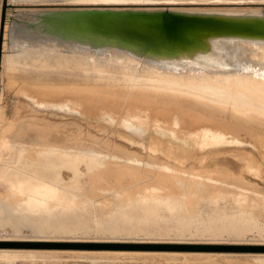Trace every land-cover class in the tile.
I'll list each match as a JSON object with an SVG mask.
<instances>
[{
  "label": "bare ground",
  "instance_id": "bare-ground-1",
  "mask_svg": "<svg viewBox=\"0 0 264 264\" xmlns=\"http://www.w3.org/2000/svg\"><path fill=\"white\" fill-rule=\"evenodd\" d=\"M41 1H60L71 4L99 2L264 3V0H8V6L12 2L15 4V2ZM1 7L2 0H0V11ZM236 9L259 10V8ZM10 11V8L6 9L7 15L1 45L0 79L6 78V87L15 91H25L44 103H66L61 105V108H68L69 113H76L80 118L87 119L89 125L98 132L107 133L109 129H113L117 138L122 142L137 146L141 150L148 147L147 152L151 158V160L148 159L149 161H152L153 157L163 160L157 162L155 159L156 161L144 164L138 159L137 154L135 156V152L134 155L124 153L126 154L124 157L113 156L116 162L110 165L112 168H108L106 172L101 171L104 175L92 172L96 174L92 177L94 180H102L105 177L109 178V183L110 180L114 181L113 185H110L122 187L123 183L132 185L143 179H150L153 187L146 183V186L152 188L144 189L143 201L151 208H163L173 215L182 217H191L186 214L192 212L191 208L193 211L201 205L214 208L227 202L230 196L219 193L210 198L198 197L199 193H204L210 186L208 185L206 188V182L203 179L218 180L212 177V174L218 176L214 174L216 172L218 174L226 173L227 176L233 177L234 182L238 179L234 180L236 177L229 169L218 167L217 162L221 158L235 160L241 167V173L264 180V45L244 44L237 48L220 46L216 51V56L225 63H217V65L207 63L211 64V67L194 64L179 67L174 64H157L137 60L124 53L113 51H110L108 55L98 51L92 52L86 48L76 51L72 49L73 46H71L72 48L63 46L66 51H60L55 45L40 41L33 42L32 38L31 40L26 38V27L9 25L10 21L7 16ZM8 37L13 41V45L10 47H8ZM31 121L36 122V120ZM42 122L37 121L43 126L51 127L53 125L51 128L55 131H57V127L60 128V125H63H58L59 123L48 125V122L45 121L48 124ZM33 124L35 127L36 123ZM54 126L57 127L54 129ZM37 127L35 128L39 130ZM41 128L44 129V127ZM51 128L50 130L49 128L48 130L44 129V131L47 133L51 131ZM61 130L64 131L62 128ZM44 131L40 132L44 134ZM89 134L87 136H90ZM43 138L45 139V137L41 138L40 145L48 149L40 151V155L52 156L54 163L72 168L73 180H76L80 175L78 166L83 165L88 171H93L108 162H105L106 157L101 155L100 150L95 152V149L83 148V144L78 139H76V143L72 140L75 143L74 147L72 145L74 149L72 150L70 148L63 149L65 146L62 147V145V148L58 149L57 143V147L53 144L50 145ZM96 141H100V139L94 142ZM4 145L0 141V152ZM116 145L118 146V144ZM89 146L91 145L86 147ZM117 146L114 151L118 149L117 151L123 154L119 151L121 148H117ZM103 147L106 148L107 144ZM18 150L19 153L23 152V150ZM23 158L26 159L27 155ZM113 161L115 160L111 162ZM143 166H154V168H146L142 172L140 168ZM155 166H160L159 170H156ZM173 166H188L190 170ZM196 166L200 167L202 171ZM8 172L7 167L0 170V178ZM22 173L24 177L17 182L14 189L17 194L25 197L23 201L28 206L46 207L53 200H61L64 194L59 192L57 186L70 185L61 179L54 182L24 171ZM69 174L71 176V173ZM222 177V181L227 178L223 175ZM241 181L239 180V182ZM90 182L92 184L93 181ZM210 183H212L210 186L212 187L213 182ZM102 185L101 188H103ZM105 186H109V184H105ZM248 186L250 187V185ZM213 189L215 190V187ZM213 189H211V193H213ZM222 189L219 188V190ZM157 190H163L165 194H158ZM131 191L129 190V192ZM255 192L258 191L255 190ZM133 194L136 193L133 192ZM205 195L211 196L212 194ZM249 196L251 195L249 194ZM132 198L128 197V200L134 201V197ZM192 198L197 199L196 203H192ZM232 199L238 207L235 209L236 213L220 219L223 223L215 226L214 233H220L218 229H227L231 233L240 235L250 227L252 221L246 220V216L243 215L248 209L246 204L247 200L250 201L248 195L239 190V193ZM18 201L20 202L21 198ZM189 202L196 205L189 207ZM208 227L211 228L213 225L208 224ZM0 257L4 260L16 258L14 253H0Z\"/></svg>",
  "mask_w": 264,
  "mask_h": 264
},
{
  "label": "rangeland",
  "instance_id": "rangeland-1",
  "mask_svg": "<svg viewBox=\"0 0 264 264\" xmlns=\"http://www.w3.org/2000/svg\"><path fill=\"white\" fill-rule=\"evenodd\" d=\"M13 5L7 16L9 21L20 10L39 8L24 7L31 5L22 3ZM5 79V77L0 79V141L5 144L0 152V170L7 167L9 172L0 178V253H14L16 258L4 260L0 257V264H264V180L241 173V167L235 160L221 158L217 162L218 167L229 169L236 177L234 180L238 179L234 182L233 177L227 176L226 173L218 174L216 172L214 174L218 176L212 174V177L218 180L204 178L205 187L211 186L210 182H213L212 187L209 186L211 189L215 187L216 190L219 187L220 189L224 188L222 189L224 191L217 188L218 192L213 189V193H211V189L206 187L208 191L205 188L206 190L203 192L212 195H205L201 192L202 194L199 193L198 197L210 198L217 193L230 196L223 205L214 208L201 205L194 211L191 208L192 212L186 213L191 217L173 215L159 207L151 208L143 201V192L144 189L153 187L152 180L143 179L141 182L130 184L131 186L123 183L122 187H117L116 185L112 186L113 180H110L109 183V178L104 177L103 181L99 179L101 182L92 177L96 174L104 175L103 171L106 172L108 168H112L110 165L116 162L113 156L124 157L129 153L134 155L135 152V156L137 154L139 156L137 158L144 164L155 159L159 162L162 158L153 157V160L149 161L148 159L151 160V158L147 152L148 147L141 150L137 146L122 142L117 138L113 129H109L107 133H100L89 125L87 119L80 118L76 113H69L68 108H61V105L66 103L41 102L25 91L9 89L5 86ZM31 120H36V122ZM43 120L44 122H42ZM37 121L49 123L48 125L58 123V125H63H60V128L54 126V129L57 127V131H55L51 128L53 125L51 127L43 126ZM33 123H36L35 127L38 126L39 130L33 127ZM41 127L47 130L51 128V131L46 133ZM87 133H90V136H87ZM42 137H45L44 141L50 145L56 146L57 143L58 149L65 146L66 148L63 149L70 148L72 150H74L73 147L78 139L83 144V148L95 149V152L100 150L101 155L106 157L105 162H108L93 171H88L86 166H78L80 175L76 180H73L72 168L54 163L52 156L40 155V151L48 149L40 145ZM96 138L100 141L94 142L97 140ZM59 140L60 142H58ZM90 140L92 141L90 142ZM105 140L107 141L105 142ZM106 144L107 147L104 148L103 146ZM88 145L91 146L86 147ZM115 146L121 148L119 151L123 154L119 153L118 149L114 151ZM18 149L23 152L19 153ZM26 155L29 160L23 158ZM111 159L115 161L111 162ZM152 167L154 168V166L139 168L144 172V169ZM173 167L190 170L188 166ZM159 168L160 166H155L156 170ZM196 168L202 171L200 167L196 166ZM23 171L49 181L55 182L61 179L70 185L57 186L59 192L64 194L61 200H53L46 207L28 206L23 201L25 197L17 194L14 189L17 182L24 177ZM222 175L227 177H224L225 181H222ZM239 180L245 181L244 183L250 187ZM90 181H93L92 184ZM104 181L109 186H105ZM100 183L104 184L103 188L100 187ZM146 183L152 187L146 186ZM129 190H132V194ZM239 190L246 193L250 200L246 201L249 211L246 210V213H243L246 220L252 221L250 227L244 232L242 231L243 233L240 235L231 233L227 229H218L220 233H214L215 226L223 223L220 219L236 213L235 209L238 207L232 201V197L239 193ZM255 190L258 192L256 193ZM157 193L165 194L163 190H157ZM128 197L131 199L134 197V201H129L131 199L128 200ZM194 199H191L192 203H196L197 199ZM121 200L122 202H120ZM194 205L196 204L192 205L189 202V207ZM208 224L213 227L209 228ZM234 248L249 250H225Z\"/></svg>",
  "mask_w": 264,
  "mask_h": 264
},
{
  "label": "water",
  "instance_id": "water-1",
  "mask_svg": "<svg viewBox=\"0 0 264 264\" xmlns=\"http://www.w3.org/2000/svg\"><path fill=\"white\" fill-rule=\"evenodd\" d=\"M13 3L2 0L0 61L6 9ZM19 3L39 8L20 10L9 25L26 27V38L60 51L73 46L150 63L211 67L207 63H225L216 56L220 46L264 45V3ZM7 41L13 45L9 37Z\"/></svg>",
  "mask_w": 264,
  "mask_h": 264
},
{
  "label": "snow or ice",
  "instance_id": "snow-or-ice-1",
  "mask_svg": "<svg viewBox=\"0 0 264 264\" xmlns=\"http://www.w3.org/2000/svg\"><path fill=\"white\" fill-rule=\"evenodd\" d=\"M225 250L243 251V250H249V249H245V248H234V249H225Z\"/></svg>",
  "mask_w": 264,
  "mask_h": 264
}]
</instances>
